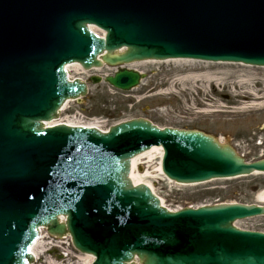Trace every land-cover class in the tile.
<instances>
[{"label":"water","instance_id":"obj_1","mask_svg":"<svg viewBox=\"0 0 264 264\" xmlns=\"http://www.w3.org/2000/svg\"><path fill=\"white\" fill-rule=\"evenodd\" d=\"M188 58L264 67V0H0V264L31 262L39 226L67 232L92 264H264V232L233 224L264 206L169 211L130 180L131 158L153 145L162 172L182 184L264 172V158L245 162L198 128L145 118L107 132L43 126L87 92L67 79L68 63L87 71ZM142 77L119 69L104 81L126 91Z\"/></svg>","mask_w":264,"mask_h":264},{"label":"rangeland","instance_id":"obj_2","mask_svg":"<svg viewBox=\"0 0 264 264\" xmlns=\"http://www.w3.org/2000/svg\"><path fill=\"white\" fill-rule=\"evenodd\" d=\"M144 74L140 84L129 91H118L104 80L89 82V95L70 103L66 113L73 121L91 122L106 129L112 124L136 117L158 127L196 129L236 148L248 158L264 156V68L236 64L150 62L132 66ZM111 68L80 73L100 76ZM77 75L76 72H70ZM198 79L189 74H205ZM242 83V84H241ZM75 119V120H74ZM259 140L262 146L256 144ZM263 152V153H262ZM158 157L141 158L139 170L148 168L147 178L168 208L213 205L217 203H257L264 189V174L178 186L164 181L156 171ZM263 204V203H261ZM237 227L264 231V216L236 223ZM52 247L49 252L46 248ZM34 264H79L75 251L65 240L43 239Z\"/></svg>","mask_w":264,"mask_h":264},{"label":"bare ground","instance_id":"obj_3","mask_svg":"<svg viewBox=\"0 0 264 264\" xmlns=\"http://www.w3.org/2000/svg\"><path fill=\"white\" fill-rule=\"evenodd\" d=\"M90 29L93 30L94 32H99V31H97L98 29H96L95 27L91 26ZM150 62L156 63L158 61L150 60V61H144V62H138V63H131V64H129V66L130 67L136 66V65L138 66L140 64H143V63L145 64V63H150ZM159 62L160 63L161 62L162 63H166V62H182V63H188V64L192 63L193 64V63H199L200 61L186 60V59H171V60L159 61ZM201 63L206 64V63H209V62H201ZM216 64H221V63H216ZM223 64H229V63H223ZM230 64H232V63H230ZM236 65H242V64H236ZM244 66H247V65H244ZM130 67H128V68H130ZM66 70H67L66 73H68V77H70V73H69L70 70H72V71H74V72H76L78 74L84 72L83 69L77 63L68 64L67 67H66ZM95 70H98V69H94L93 71H95ZM99 70H101V69H99ZM200 76L209 77V75L207 73H205V74H189V75L186 76V78L190 77V78L198 79ZM68 103L65 102V104H64L65 107L67 106ZM59 121H63V120L57 119V120L49 121L47 123H49V124H52V123H55V122L59 123ZM65 121L68 124H71V123L75 122V121H71V120H68V119H66ZM92 123L93 122H91L90 124L94 125ZM86 124H89V123H86ZM154 152H156L157 154H160L161 153V147L160 146H152L150 149L145 150V151L137 154L135 157H133L131 159V179L130 180L134 183V185H137V184H145V185H147L151 190H153L152 192H154L153 184L150 181L147 180V178H150V177L153 176L152 172L149 171L148 168L143 169V171L139 170L138 165L141 163V162H139V160L141 158H148V160H151L152 155H153ZM156 171H158L159 173L162 174L160 163L158 164ZM168 181H170V180H168ZM177 184H179V183H177ZM180 185H184V184H180ZM256 197L258 198L259 202L264 204V189L259 191L257 193ZM161 202H163L162 199H161ZM58 217L60 219L63 218L62 216H58ZM40 242H41L40 239L37 240L35 242V244L31 248V252L34 254V257L37 256V253H36L37 252V246H38V244ZM77 257H78V261H79L80 264H89V262L91 261V258H92L89 254H86V255L85 254H79Z\"/></svg>","mask_w":264,"mask_h":264},{"label":"flooded vegetation","instance_id":"obj_4","mask_svg":"<svg viewBox=\"0 0 264 264\" xmlns=\"http://www.w3.org/2000/svg\"><path fill=\"white\" fill-rule=\"evenodd\" d=\"M91 78H92V77H89L87 80H88V81H91Z\"/></svg>","mask_w":264,"mask_h":264}]
</instances>
